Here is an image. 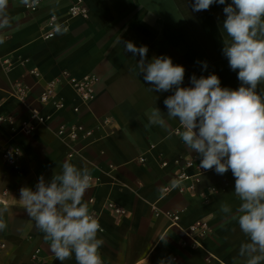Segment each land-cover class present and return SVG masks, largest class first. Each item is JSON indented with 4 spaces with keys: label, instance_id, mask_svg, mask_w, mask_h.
<instances>
[{
    "label": "crops",
    "instance_id": "1",
    "mask_svg": "<svg viewBox=\"0 0 264 264\" xmlns=\"http://www.w3.org/2000/svg\"><path fill=\"white\" fill-rule=\"evenodd\" d=\"M38 1L30 9L23 0H8V26L0 29V113L15 119L2 124L1 135L20 150L15 167L0 158V210L6 209L0 219L7 225L0 231V264H61L28 217L20 189L35 190L41 176L49 183L65 161L93 176L83 203L104 229L98 234L104 240L99 249L103 264H249L262 255H241V247L251 240L238 224L241 201L230 170L223 175L205 171L197 181L173 186L182 167L192 174L200 164L198 154L180 140L178 119L167 117L164 99L174 90L150 91L143 73L130 71L139 55L117 43L147 46V62L171 57L185 68L183 87L191 86L193 74H216L222 87L237 89L238 70H231L223 54L224 41L231 43L223 30L226 5L193 12V0H82L87 16H71L68 9L76 0ZM51 15L68 32L46 39ZM257 38L264 37L258 33ZM62 72L93 76L94 97L82 103L71 84L58 82ZM52 82L55 97L43 103L40 95ZM17 83L24 88V102L14 93ZM257 92L264 95V84ZM154 108L160 109L167 130L149 123ZM33 111L45 116L44 122ZM21 121L34 129L23 133ZM67 126H81L90 134L76 141L56 134ZM189 160L194 164L185 166ZM109 202L123 212L114 213ZM222 203L231 212L222 213ZM168 213L178 214L177 224ZM199 220L205 223L203 234L190 237L183 232ZM62 264H76L74 254Z\"/></svg>",
    "mask_w": 264,
    "mask_h": 264
},
{
    "label": "clouds",
    "instance_id": "2",
    "mask_svg": "<svg viewBox=\"0 0 264 264\" xmlns=\"http://www.w3.org/2000/svg\"><path fill=\"white\" fill-rule=\"evenodd\" d=\"M25 4L29 0H23ZM38 0H32L37 3ZM213 4L226 5L223 30L231 39L224 41L223 54L231 70H238L237 89L222 87L216 74L190 77L183 87L185 68L174 64L171 57H153L147 62V46L137 47L131 41L118 40L126 52L140 59L130 71L141 74L150 91L173 94L164 99L168 119H178V135L183 145L198 154L200 169L223 175L229 170L235 178V195L239 198L238 224L251 243L241 247V255L259 251L262 255L249 260L258 264L264 259V95L257 86L264 84V0H193V12L208 10ZM8 0H0V29L8 26ZM54 33L66 34V26L55 24ZM3 43V39H0ZM201 63V62H198ZM203 69L207 63L203 62ZM138 70V71H137ZM149 123L168 129L159 108L151 110ZM93 176L87 168L69 161L49 183L41 176L36 189H20V201L36 228L50 241V251L62 264L75 256L76 264H103L99 249L104 244L98 237L104 229L89 211L83 198L92 186ZM178 187L179 181H173ZM6 209L0 210V216ZM224 214L231 212L227 203L220 205ZM7 227L0 219V231ZM163 240V238H162Z\"/></svg>",
    "mask_w": 264,
    "mask_h": 264
},
{
    "label": "built area",
    "instance_id": "3",
    "mask_svg": "<svg viewBox=\"0 0 264 264\" xmlns=\"http://www.w3.org/2000/svg\"><path fill=\"white\" fill-rule=\"evenodd\" d=\"M37 3H32L29 2L26 6L30 9H33L37 6ZM69 13L71 16H87L88 13V8L85 6L82 0H76L69 6ZM55 24H60L58 22L56 16L51 15L49 18L46 20V26H47V31L44 34V38H52L56 35L54 33V28L53 26ZM58 82H68L71 84L77 94L78 99L82 103H88L93 97H94V82L95 78L93 76H83L82 78H76L74 76H71L68 72H62L60 79ZM54 85L55 83L52 82L48 85L47 88L41 93L39 100L41 102H48L49 100H53L55 97L54 94ZM14 93L16 94L18 100L21 102H24L25 100V94H24V88L21 86V84L17 83L15 84L14 87ZM75 111H78L79 108L77 106L74 107ZM33 116L37 119L38 122H44L46 119L45 116L39 114L36 111H33ZM14 117L9 114H2L0 113V158L1 160L12 167H15L17 162H18V156L20 153V150L17 146L12 145L5 140H3V137L1 135V126L3 123L8 122L13 124L14 122ZM20 130L23 133H30L33 129L34 126L27 122V121H21L20 125ZM56 134L62 138H66L71 141H76L79 138L86 137L87 135L90 134V132L83 130L81 126H67V127H61L57 130ZM73 153L69 152L68 156H72ZM143 158H139V162H142ZM166 162H162V165H166ZM194 164L193 160H189L185 163V166H192ZM196 171L192 174H189L183 170V167L180 169V171L175 175V181H182V180H194L197 181L199 178V175L205 170L200 169L199 164L195 167ZM108 207L114 212V213H122L123 210L122 208L116 206L115 204L109 202ZM168 216H170L172 222L174 224H177L179 216L178 214L175 213H168ZM184 233H186L188 236L193 237L196 235L203 234L205 232V223L204 221H196L193 224H191L188 228L182 229ZM4 247V243H0V249ZM36 257V256H34Z\"/></svg>",
    "mask_w": 264,
    "mask_h": 264
}]
</instances>
